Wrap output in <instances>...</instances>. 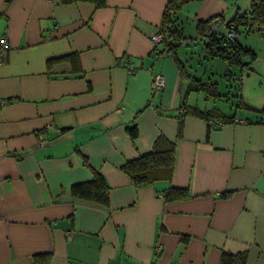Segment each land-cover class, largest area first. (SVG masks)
<instances>
[{
    "label": "crops",
    "instance_id": "0c3cea01",
    "mask_svg": "<svg viewBox=\"0 0 264 264\" xmlns=\"http://www.w3.org/2000/svg\"><path fill=\"white\" fill-rule=\"evenodd\" d=\"M246 2L193 0L181 10L194 23L220 15L218 29ZM165 3L0 0L9 42L0 62V264H31L44 251L51 264H219L222 251L264 264V122H216L206 141V121L186 114L177 135L184 84L149 38ZM68 52L80 73L65 61L47 68L46 58ZM133 122L134 145L124 130ZM160 133L175 141L172 176L135 186L119 166ZM77 150L103 176L108 207L70 194L91 178ZM170 185L189 195L164 201Z\"/></svg>",
    "mask_w": 264,
    "mask_h": 264
},
{
    "label": "trees",
    "instance_id": "16d2710c",
    "mask_svg": "<svg viewBox=\"0 0 264 264\" xmlns=\"http://www.w3.org/2000/svg\"><path fill=\"white\" fill-rule=\"evenodd\" d=\"M75 1L91 2L94 8L103 7L106 0H61L62 3H71ZM189 1L193 0H166L159 31L162 34L161 41L156 45H160L158 53L165 52L174 61L179 72L182 83L184 84L183 92L180 94V101L177 114V135L181 134L183 117L186 114L195 115L206 121L205 140H209L211 129L214 124L231 123L235 120V115H224L214 109H202L197 105L188 104L187 94L189 92L205 91L206 95H218L217 85L215 82H203L200 78L191 75L185 69L183 62L177 55V50L181 43L186 39L182 30V22L179 11ZM220 16V15H219ZM213 16L207 20H197L195 29L198 38L202 41L204 53L208 57H221L228 63L238 65H247L255 58V53L248 47L240 44L238 38L229 40L226 37V31L234 28L242 33L259 32L264 36V0H250L249 6L242 12H236L235 15L225 23L223 32L217 29L211 30L209 23L219 17ZM221 17V16H220ZM154 51V49H153ZM244 57L246 59H244ZM68 62L72 73H80L81 67L78 54L76 52H68L46 58L45 63L48 69L58 62ZM256 111L264 112V107L256 109ZM255 123H263L264 119L254 120ZM124 130L134 145L138 137V126L136 122L126 125ZM82 164L89 170L91 178L87 181L73 183L69 186V192L73 197L91 201L105 207L109 206V190L101 173L94 168L87 157L78 151ZM175 160V141L167 138L162 133L158 134L153 140L149 151L137 155L135 158L126 160L119 168L127 174L130 181L135 186L147 183H153L156 179L164 178L170 180ZM229 193V192H228ZM227 192H221V196H226ZM164 201H173L185 198L189 195L186 187L168 186L161 194ZM186 239L185 236H182ZM51 251L37 252L32 255L31 264H51ZM246 253H229L222 251L219 257V264H245Z\"/></svg>",
    "mask_w": 264,
    "mask_h": 264
},
{
    "label": "rangeland",
    "instance_id": "374dc122",
    "mask_svg": "<svg viewBox=\"0 0 264 264\" xmlns=\"http://www.w3.org/2000/svg\"><path fill=\"white\" fill-rule=\"evenodd\" d=\"M249 3L250 0L239 12L246 10ZM179 12L186 39L178 48L177 55L188 73L203 82H215L218 92V95H206L205 91L189 92L188 104H196L202 109H214L224 115L250 120L264 119V112L256 111L264 107V36L255 31L242 33L238 41L243 39V45L256 56L247 65L228 63L221 57L205 55L195 23L184 9ZM224 28L225 23H222L217 30L223 32Z\"/></svg>",
    "mask_w": 264,
    "mask_h": 264
},
{
    "label": "built area",
    "instance_id": "2783aa9c",
    "mask_svg": "<svg viewBox=\"0 0 264 264\" xmlns=\"http://www.w3.org/2000/svg\"><path fill=\"white\" fill-rule=\"evenodd\" d=\"M226 37L229 40H234L235 38L240 37V31L234 28H229L226 31ZM151 42L153 43L154 50L156 51V45L161 41L162 34L159 31V27H157L149 36ZM9 49V42L6 34L0 35V62L2 61L4 53ZM124 64L129 70V72H134L136 70V67L126 59H124ZM165 85V80L162 74H156L152 80V87L153 88H163ZM1 103V102H0Z\"/></svg>",
    "mask_w": 264,
    "mask_h": 264
},
{
    "label": "water",
    "instance_id": "95a60500",
    "mask_svg": "<svg viewBox=\"0 0 264 264\" xmlns=\"http://www.w3.org/2000/svg\"><path fill=\"white\" fill-rule=\"evenodd\" d=\"M219 22H220V19H219V18H215V19H213V20L209 23V26H210L211 30L216 29L217 24H219Z\"/></svg>",
    "mask_w": 264,
    "mask_h": 264
}]
</instances>
